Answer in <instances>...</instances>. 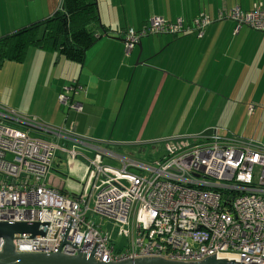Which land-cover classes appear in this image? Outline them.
<instances>
[{
    "label": "built area",
    "instance_id": "obj_1",
    "mask_svg": "<svg viewBox=\"0 0 264 264\" xmlns=\"http://www.w3.org/2000/svg\"><path fill=\"white\" fill-rule=\"evenodd\" d=\"M227 18L237 29L264 33L260 4L249 11L236 8ZM211 23L204 15L193 21L197 38ZM183 31L180 20L153 18L140 31L126 28L117 36L129 55L145 36ZM83 90L71 80L58 102L68 113H81L83 105L73 98ZM36 135L63 139L73 147ZM161 145V156L145 163L90 144L76 135L73 122L51 128L36 118L0 113V223H39L44 233L15 237V252L92 254L104 263L144 258L199 263L215 257L264 264V149L252 140L220 136L218 129L168 138ZM57 152L85 165L78 195L46 182ZM89 214L110 222L114 236L90 223ZM3 244L0 238V253Z\"/></svg>",
    "mask_w": 264,
    "mask_h": 264
},
{
    "label": "crops",
    "instance_id": "obj_2",
    "mask_svg": "<svg viewBox=\"0 0 264 264\" xmlns=\"http://www.w3.org/2000/svg\"><path fill=\"white\" fill-rule=\"evenodd\" d=\"M61 3L62 0H5L0 5V37L50 18ZM96 3L99 20L109 30L107 36L101 32L102 36L85 52L82 65L62 61L59 55L54 63L57 67L63 64L59 83L51 85L57 102L63 87L71 80L86 88L83 96L81 93L73 98L85 111L70 114L64 109L60 127L72 121L76 135L90 144L105 145L123 156L141 160L137 154L144 145L160 156L157 150L159 146L162 149L165 139L198 137L206 130L218 129L207 127L197 134L180 132L166 138L152 136L153 139H149V132V137L143 138L147 124L142 129L140 124L148 123L152 116L153 121L165 116L167 121L184 123L186 115L193 122L205 113L206 106H214L212 111L218 116L233 119L243 114L258 121L264 119V33L245 26L237 29L227 18L236 8L249 11L260 4L264 9V0H96ZM220 13L224 14L222 19L218 18ZM199 15L212 21L201 38L193 30V21ZM153 18L171 23L180 20L184 31L144 38L140 48L136 46L126 55L117 31L126 28L140 31ZM3 27L10 28L6 31ZM41 53L34 51L32 56L40 57ZM29 54L30 50L25 59ZM55 56L50 55L52 60ZM137 106L142 107L134 110ZM249 107L253 108L251 114ZM133 113L137 123L124 124L114 134L120 117L129 123Z\"/></svg>",
    "mask_w": 264,
    "mask_h": 264
},
{
    "label": "rangeland",
    "instance_id": "obj_3",
    "mask_svg": "<svg viewBox=\"0 0 264 264\" xmlns=\"http://www.w3.org/2000/svg\"><path fill=\"white\" fill-rule=\"evenodd\" d=\"M4 1L5 0H0V5ZM16 12L17 11L15 9V13ZM149 24L150 21L148 25ZM3 28L7 31L10 27ZM34 51L41 52L36 49H30V54L24 62L20 64L5 62L0 66V113H6L22 118H36L42 125H46L51 128H59L64 121L65 115L63 110L65 108L56 101L54 96L55 92L53 91L54 94H52L51 91V85L59 83L63 71V64H61L60 67H57L59 65L54 64L56 63L58 54H56L54 60H52L50 57L51 54L47 56L48 54L43 52L40 57L32 56ZM62 61H64V58ZM79 84L84 89L82 93L83 96L86 92V88L81 83ZM127 107L128 105H126V108ZM141 107L142 106H140V108ZM138 108L139 106H137L134 110H138ZM191 108L192 106H189V110H191ZM221 108L224 109L225 107ZM214 109V106H206L205 113L201 116H197L198 119L193 122L187 120L186 115L183 116L185 120L184 123L178 121H167L165 116L158 117V119L153 121L152 116L148 123L143 121L140 124L141 129L145 124H147V129L143 138L149 137V135H147L149 132H151L149 139H153V137L156 138L157 136H164L166 138L171 134H180V132H182V134H197L202 132L207 127H211L210 129L217 127L220 130H218L220 136L231 135L236 137L240 136L245 139H252L256 145L264 149V119L262 121H258V118H247L243 114H240L239 117L230 119L229 116L215 115L214 111H212ZM128 120L129 123L125 122L121 116L119 122H117L114 134L117 135L119 133L120 126H123L124 124L134 126L137 123L135 113H133ZM36 136L44 138L47 141L54 142L60 146H66L67 148L73 147V144L66 143L67 141L65 140L50 136ZM108 137L109 136H107V138ZM200 141V139L193 140V142L196 143ZM75 148L86 158L91 157L89 151L83 149L82 147L75 146ZM142 150H144V152H142ZM162 151L163 149H160L159 146L157 153H160V156ZM160 156H156L148 145L142 146L141 151L137 154V157L144 160L145 163L152 162ZM84 174L85 165L80 161V159L71 161L62 152H57L51 171L46 180L48 185L56 190L64 191L66 194L70 195H78L81 191ZM90 208H93V202L90 203ZM88 221L90 223H94V225L99 227L103 233L112 234V236H114L111 231L112 225L106 219L94 214H89Z\"/></svg>",
    "mask_w": 264,
    "mask_h": 264
},
{
    "label": "trees",
    "instance_id": "obj_4",
    "mask_svg": "<svg viewBox=\"0 0 264 264\" xmlns=\"http://www.w3.org/2000/svg\"><path fill=\"white\" fill-rule=\"evenodd\" d=\"M101 32L107 36L109 30L99 20L96 0H62L60 9L50 18L0 37V66L5 62H24L30 49L58 54L82 65L85 52L102 36Z\"/></svg>",
    "mask_w": 264,
    "mask_h": 264
},
{
    "label": "water",
    "instance_id": "obj_5",
    "mask_svg": "<svg viewBox=\"0 0 264 264\" xmlns=\"http://www.w3.org/2000/svg\"><path fill=\"white\" fill-rule=\"evenodd\" d=\"M140 48V44L138 45ZM211 130H206L202 135H209ZM30 235L31 238L43 236V225L39 223H0V238L4 244L0 253V264H238L226 259L209 257L199 263H184L168 261L159 258H144L136 260H126L118 263H104L96 261L92 254L65 255L62 253H16L12 244L15 237Z\"/></svg>",
    "mask_w": 264,
    "mask_h": 264
}]
</instances>
